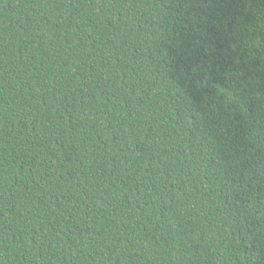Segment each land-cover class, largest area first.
Instances as JSON below:
<instances>
[{
  "label": "trees",
  "instance_id": "obj_1",
  "mask_svg": "<svg viewBox=\"0 0 264 264\" xmlns=\"http://www.w3.org/2000/svg\"><path fill=\"white\" fill-rule=\"evenodd\" d=\"M264 0H0V264H264Z\"/></svg>",
  "mask_w": 264,
  "mask_h": 264
},
{
  "label": "snow or ice",
  "instance_id": "obj_2",
  "mask_svg": "<svg viewBox=\"0 0 264 264\" xmlns=\"http://www.w3.org/2000/svg\"><path fill=\"white\" fill-rule=\"evenodd\" d=\"M193 2L194 0H185L186 4H191ZM202 2H206V0H202ZM240 166L245 168L246 175H244V183L242 185H237L236 190H239L241 187H248L257 182L260 183L261 186H264V170H256L254 167L249 168L243 164ZM261 208L264 210V203L261 204Z\"/></svg>",
  "mask_w": 264,
  "mask_h": 264
}]
</instances>
